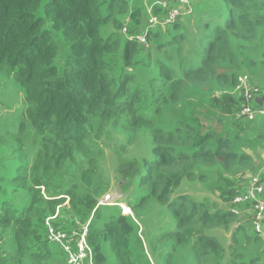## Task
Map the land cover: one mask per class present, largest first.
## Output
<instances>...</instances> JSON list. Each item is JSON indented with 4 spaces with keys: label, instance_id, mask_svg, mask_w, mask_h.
Listing matches in <instances>:
<instances>
[{
    "label": "trees",
    "instance_id": "trees-1",
    "mask_svg": "<svg viewBox=\"0 0 264 264\" xmlns=\"http://www.w3.org/2000/svg\"><path fill=\"white\" fill-rule=\"evenodd\" d=\"M153 2L159 22H168L170 11L179 10L176 5L181 4L176 0ZM122 3L123 0H0V71L7 73L21 89L24 103L18 129L10 134L18 140L26 137L19 144V152L31 151L34 156L33 161L14 163L13 169L18 170L11 182L15 189L33 191L32 204L37 203L35 193L41 192L42 187L49 194L54 191L56 199L50 202L54 203L51 213L64 201L63 195H71L73 209L85 214L95 209L96 194L104 193L107 186L102 184L106 177L99 163L102 149L98 142L112 134L110 130L131 134L151 130L155 142L153 157L141 180L149 193L131 209L135 214L155 197L177 219L172 235L178 245L187 244L183 247L192 257L190 260L196 264H219L228 249L205 229L228 226L234 213L212 212L202 203L188 202L184 195L174 194L186 179L201 180L203 173L198 171L202 172L205 166H216L219 189L229 188L231 181L221 174L223 170L230 171L228 163L238 160L242 164L252 158L238 155L229 141L217 137L215 128L207 121V112L203 111L202 120L193 123L201 127L200 134L189 124L176 126L173 131L164 130L158 126L155 115L159 103H180L186 84L201 88L215 81L219 84L214 86L216 90L225 85L230 89L236 87L239 62L227 74L226 70L219 71L220 61L228 55H239L256 64L262 56V51L254 47L264 28V0H191V15L179 10L190 21L202 14L199 28L205 39L194 55L190 54V63L179 67V72L164 60L158 61L159 78L153 77L155 91L154 85L150 89L133 85L140 64L138 41H126L115 33L104 36L111 14ZM158 8H163L165 16L158 14ZM179 22H169V35L181 28L172 29ZM213 101L221 103L220 99ZM147 102L154 103L156 110H145ZM244 104L242 99L241 108ZM260 119L264 116L255 120ZM2 124L8 128L11 125ZM184 132L192 134L190 139L183 136ZM182 141L185 149L175 151ZM75 178L83 180L84 189L78 194L84 196L75 192L76 185L71 183ZM60 179L65 180L61 185L57 183ZM223 181L225 186L221 185ZM218 192L225 201L236 196L234 190ZM101 209L93 211L96 217ZM20 213L24 210L14 208L10 202L0 203V222L20 221L22 244L28 246L29 253H46L47 244L44 248L34 244L38 237L35 230L28 228L32 223ZM134 224L131 217L122 213L109 215L102 229L91 226L87 233L90 255L83 262L106 264L105 247H109L118 264H137L142 254L137 258L132 254ZM35 249L38 252L32 254ZM171 250L169 255L173 254ZM231 251L235 253L227 264H264V242L257 236L245 244L235 243ZM181 252L184 256L179 263H184L186 252ZM65 256L60 253L61 258Z\"/></svg>",
    "mask_w": 264,
    "mask_h": 264
},
{
    "label": "rangeland",
    "instance_id": "rangeland-1",
    "mask_svg": "<svg viewBox=\"0 0 264 264\" xmlns=\"http://www.w3.org/2000/svg\"><path fill=\"white\" fill-rule=\"evenodd\" d=\"M153 1L123 0L118 10L111 14L103 32L105 37L115 33L114 35H119L126 41H138V45H141H139L141 53L138 56L140 64L136 69L138 79L133 85L149 89L152 88L151 85H154L155 91L157 86L153 77L159 78L158 61L164 60L179 72L180 66L190 63L192 57L190 54L194 55L205 37L199 28L203 18L202 14L197 16L198 19L194 18L195 21H190L180 12L183 11L187 15H191V0H176L181 3L176 5L180 11L177 9L170 11L168 22L161 19L159 22L158 17L154 14V10L157 8ZM158 10L159 15L165 16L162 13L163 8H158ZM178 20L180 22L172 29L181 28L169 35L167 32L169 22L173 23ZM189 23L192 24V29H189ZM129 28L132 32L129 31ZM179 37L183 39H179ZM257 42L254 48L261 50L263 54L256 64H253L251 60H246L244 56L228 55L227 58L221 59L222 66L219 67V71L226 70L224 73L229 74L230 67L239 62V69L236 70L238 78L247 76L249 84L259 87L264 93V28L260 30ZM214 86H219V84L213 81L211 85L201 88H197L198 86L187 87L186 84L185 94L180 103L170 106L159 103L158 113L155 116L158 126L164 130L173 131L176 126L183 127V125L189 124L200 134L201 127L193 123L202 120L201 113L203 111L207 112L209 114L207 121H210L215 128L217 137L223 141H229V146L232 144L238 155L245 154L248 158H252V161L246 160L242 164L238 160L228 163L227 167L230 171L223 170L221 174L225 180L231 181L232 186L229 188L221 187L219 189V175L216 174V166H205L202 172L198 171V173H203L201 180L186 179L174 194L176 196L184 195L188 198V202L202 203L212 212L231 211L234 213L235 217L228 226H214L209 230L205 229L207 233L215 236L223 247L228 249L225 257L220 259L219 263L227 264V261L233 258L235 253V251H231L234 250L235 243L245 244L248 243V239L256 236L260 239V236L255 232V214L252 204L248 200L254 194L256 180L264 187V119L249 123L251 121L243 115L246 104L241 108L242 97L236 92V87L230 89L225 85L220 88L222 90H216ZM214 98L220 99L221 103L214 102ZM243 103L246 102L243 100ZM153 104L147 102L143 108L153 112L156 110L152 107ZM23 107L21 89L7 73L0 71V203L8 201L14 208L24 210V213H20V215L32 223L28 228L35 230L34 234L38 237L34 244L42 248H44V244H47L44 248L46 253L33 254L38 252L35 249L31 255L28 246L22 244L20 221L8 220L0 222V264H66L69 260L66 252L64 251V254L61 247L59 248L55 243L48 241L49 229H67L68 239L73 240L75 249L77 237L82 236L80 234L82 231L86 229L88 233L91 226L94 229H102L103 223L109 220V215L117 216L123 213L120 207L108 206L115 202H119L126 212L133 214L129 216L135 222L136 233V236L131 238L132 254L135 258L138 257V254H142L137 264H196L190 260L192 257L183 247L187 244L178 245L177 238L172 235L178 223L167 205L158 202L155 197H151L147 205L144 208H139L135 214L129 209L130 206L138 205L143 196L149 193V188L141 185V180L145 176L146 165L150 164L153 157L155 142L151 130L142 129L135 134L110 130L112 134L105 135L98 142L102 149L99 163L106 177V181L102 184L107 186L104 193L96 194L97 200L94 207L96 210H88L85 214L81 211L77 212L78 210H74L70 203L71 195H63L62 197L66 198L57 206L55 213H51V206L54 203L50 202L56 199L54 191L49 194L42 187L41 192L35 193V199L39 198L37 203L32 204L33 191L15 189V184L11 182V176L17 174L18 170L13 169L16 166L14 163L18 162L17 164L20 165L34 159L31 151L19 152V144L23 143L26 137L18 140L13 135L16 133L13 130L18 129L22 118ZM193 109L197 110V113ZM3 122L11 124L10 128L8 125L2 124ZM191 135L188 132L183 134L188 139ZM202 135L204 134L202 133ZM26 142L29 143L28 139ZM184 149L183 141L175 146V151ZM82 181L80 178H75L71 182L76 185L74 188L77 194L78 192L82 193L84 189L81 186ZM64 182L65 180L61 181V179L57 181L60 185ZM221 185L225 186L226 182L223 181ZM218 190H225V192L234 190L236 196L233 197L234 199L232 198L233 201L232 199L225 201L221 198ZM236 199L242 201L236 203ZM100 208H102L101 214L96 217V212L93 213V211ZM29 236L32 237V234ZM261 240L264 242V239ZM105 248L106 264H118L115 253L109 247ZM171 249L174 251L169 255ZM181 249L186 252L184 263H179L181 257L184 256ZM193 252L195 255L196 252ZM60 253L66 256L61 258ZM38 257L42 258L38 260ZM41 259H43V263ZM213 263L216 264V261ZM82 264H86V262H82Z\"/></svg>",
    "mask_w": 264,
    "mask_h": 264
},
{
    "label": "built area",
    "instance_id": "built-area-1",
    "mask_svg": "<svg viewBox=\"0 0 264 264\" xmlns=\"http://www.w3.org/2000/svg\"><path fill=\"white\" fill-rule=\"evenodd\" d=\"M236 92L240 94L242 99L246 102L243 115L249 120L254 121L257 116H264V93L259 87L249 84L247 76H240L236 86ZM256 186L254 194L248 200L253 207L255 214L254 227L255 232L264 239V187L255 181ZM110 198V197H109ZM242 200L236 199V203ZM87 230L82 235L79 243L76 242L75 249L73 240L68 239L66 231L50 228L48 232V240L52 243L61 246L67 254L68 264H82L83 259L89 257V249L85 241Z\"/></svg>",
    "mask_w": 264,
    "mask_h": 264
},
{
    "label": "clouds",
    "instance_id": "clouds-1",
    "mask_svg": "<svg viewBox=\"0 0 264 264\" xmlns=\"http://www.w3.org/2000/svg\"><path fill=\"white\" fill-rule=\"evenodd\" d=\"M237 84H238V81H237ZM237 86V85H236ZM109 196V195H108ZM108 206H110V207H120V210H122L123 211V214L125 215V214H127V216H130V214H132V212H126L125 211V208L123 207V206H121V204L119 203V202H115V203H112L111 205H109L108 204ZM131 207V206H130ZM129 207V209L131 210V211H133L131 208ZM95 212V211H94ZM134 213V212H133ZM133 215V214H132ZM59 230H62L61 228H59ZM86 230V229H85ZM85 230L84 231H82L80 234L81 235H83V233L85 232ZM62 231H64V230H62ZM67 232V231H66ZM68 233V232H67ZM257 234V233H256ZM81 238H82V236H78L77 237V243H79L80 242V240H81ZM260 239H262V238H260ZM49 241V240H48ZM85 241H86V244H87V246H88V242H87V236L85 237ZM50 242V241H49ZM52 243V242H51ZM57 246H59L58 244H56ZM61 246H59V248H60ZM61 250L63 251V253H65L64 252V249L61 247Z\"/></svg>",
    "mask_w": 264,
    "mask_h": 264
}]
</instances>
